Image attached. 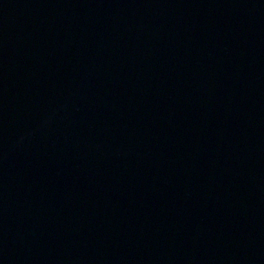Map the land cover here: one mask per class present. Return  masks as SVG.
<instances>
[{
    "label": "water",
    "instance_id": "water-1",
    "mask_svg": "<svg viewBox=\"0 0 264 264\" xmlns=\"http://www.w3.org/2000/svg\"><path fill=\"white\" fill-rule=\"evenodd\" d=\"M0 264H264V0H0Z\"/></svg>",
    "mask_w": 264,
    "mask_h": 264
}]
</instances>
